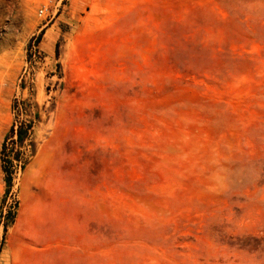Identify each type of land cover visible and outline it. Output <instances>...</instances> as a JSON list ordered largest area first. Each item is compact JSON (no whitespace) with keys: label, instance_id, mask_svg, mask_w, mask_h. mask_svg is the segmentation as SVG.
<instances>
[{"label":"rangeland","instance_id":"1","mask_svg":"<svg viewBox=\"0 0 264 264\" xmlns=\"http://www.w3.org/2000/svg\"><path fill=\"white\" fill-rule=\"evenodd\" d=\"M12 189L0 264H264V0H0Z\"/></svg>","mask_w":264,"mask_h":264},{"label":"built area","instance_id":"2","mask_svg":"<svg viewBox=\"0 0 264 264\" xmlns=\"http://www.w3.org/2000/svg\"><path fill=\"white\" fill-rule=\"evenodd\" d=\"M25 160L26 156L21 154L19 160L14 162V166L12 168V171L14 172H12L11 174L14 183H18V181L20 180L21 174L25 168ZM14 193L15 191L14 189H12L8 200L0 211V222L2 225L4 224L6 219H12L16 214V200L18 201V199H16V193Z\"/></svg>","mask_w":264,"mask_h":264},{"label":"crops","instance_id":"3","mask_svg":"<svg viewBox=\"0 0 264 264\" xmlns=\"http://www.w3.org/2000/svg\"><path fill=\"white\" fill-rule=\"evenodd\" d=\"M23 202L25 204V209L23 210V214L21 215L17 227L15 229V233H19L20 230H22V228L24 227V222H25V213H27L26 210V204L28 202V194L25 191L23 193ZM29 213H35L37 216H39V230H34V229H29L27 230L28 232H39L42 231L43 229L46 228V203L45 202H39L38 199L35 200L33 206L31 207V211ZM40 215H41V219H40ZM43 215V218H42ZM55 264H61V262L59 263H55Z\"/></svg>","mask_w":264,"mask_h":264},{"label":"trees","instance_id":"4","mask_svg":"<svg viewBox=\"0 0 264 264\" xmlns=\"http://www.w3.org/2000/svg\"><path fill=\"white\" fill-rule=\"evenodd\" d=\"M12 224V223H11Z\"/></svg>","mask_w":264,"mask_h":264}]
</instances>
